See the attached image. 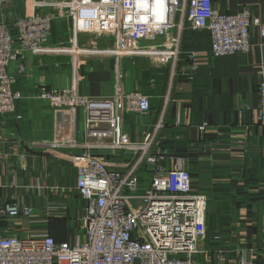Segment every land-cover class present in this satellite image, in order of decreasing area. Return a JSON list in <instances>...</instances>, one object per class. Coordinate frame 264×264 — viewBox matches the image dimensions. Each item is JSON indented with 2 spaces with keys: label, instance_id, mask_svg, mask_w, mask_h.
<instances>
[{
  "label": "crops",
  "instance_id": "obj_1",
  "mask_svg": "<svg viewBox=\"0 0 264 264\" xmlns=\"http://www.w3.org/2000/svg\"><path fill=\"white\" fill-rule=\"evenodd\" d=\"M31 1L13 0L0 11V19L24 14ZM211 4L221 13L248 9L264 23V0H211ZM38 11L53 17L49 41L65 42L70 23L64 8L42 6ZM175 34L172 29L156 42ZM91 39L81 35L79 42L89 45ZM249 41L248 52L211 56L207 64L192 70L185 53L188 49L210 51V37L205 31L185 29L182 55L173 65L146 57L119 62L123 91H139L149 101L146 114H124L125 133L131 140L154 133L152 149L164 148L173 157L165 161V168L183 170L189 193L206 199L209 233L201 240L195 264H238L244 252L251 264H264V127L254 119L259 105L257 85L264 79V36L259 26L249 28ZM94 43L104 46L106 42L96 39ZM14 48L20 49L17 41ZM8 73L14 78L13 90L21 96L13 112L0 115V235L47 234L73 244L83 238L84 226V202L75 189L76 171L70 160V153L79 148L65 145L53 150L49 143L69 138L83 142L84 112L53 108L39 94L74 85L81 95L108 96L115 60L90 57L73 65L67 56L18 52ZM202 123L208 125L204 132L198 128ZM94 152L104 156L109 168L122 173L136 160L130 153ZM145 166L136 169L140 192L150 183L151 173ZM10 202L30 207L29 215H5L3 207Z\"/></svg>",
  "mask_w": 264,
  "mask_h": 264
},
{
  "label": "built area",
  "instance_id": "obj_2",
  "mask_svg": "<svg viewBox=\"0 0 264 264\" xmlns=\"http://www.w3.org/2000/svg\"><path fill=\"white\" fill-rule=\"evenodd\" d=\"M12 2L0 0V11ZM42 6L64 8L70 23L65 42L50 43L53 17L40 13ZM185 23L187 29L206 31L210 37V51L191 49L185 53L192 70L207 64L211 56L248 52L253 25L259 26L264 36V23L248 9L221 13L212 7L211 0H32L24 14L12 20L0 19V115L13 112L21 96L13 90L14 78L8 73V65L18 52L67 56L73 65L90 57L115 60L108 96L81 95L74 85L39 94L53 108H80L84 112L83 142L69 138L49 143L53 150L65 145L79 148L70 153V160L76 171L75 189L84 202L83 238L70 244L47 234L0 235V264H195L205 236L206 199L189 193L183 170L165 168V161L173 157L164 148L152 149L154 133H146L140 140H131L125 133L124 114H146L149 101L139 91H123L119 68L122 58L135 57L173 65L182 54ZM172 29L175 35L156 42ZM81 35H89L91 43L82 45ZM96 39H103L105 45L98 46ZM15 41L19 50L14 48ZM257 89L259 105L254 119L256 125L264 127V79ZM207 126L202 123L198 128L204 132ZM95 150L130 153L136 160L122 173L109 168L104 156ZM143 164L151 176L149 186L140 192L136 169ZM3 212L10 217L29 215L30 207L10 202ZM238 264H251L245 252Z\"/></svg>",
  "mask_w": 264,
  "mask_h": 264
},
{
  "label": "trees",
  "instance_id": "obj_3",
  "mask_svg": "<svg viewBox=\"0 0 264 264\" xmlns=\"http://www.w3.org/2000/svg\"><path fill=\"white\" fill-rule=\"evenodd\" d=\"M187 29V28H186ZM189 31H193V30H190V29H188ZM194 32H196V31H194ZM206 32V31H205ZM50 43H55V42H50ZM183 43V42H182ZM189 50H191V49H188L187 51H189ZM182 55V54H181ZM185 57V56H184ZM144 168H147V165L144 167ZM205 225H206V220H205ZM205 232H206V238H207V234L209 233V228H208V225H206V230H205ZM209 239V238H208ZM206 242H208L207 240H206Z\"/></svg>",
  "mask_w": 264,
  "mask_h": 264
},
{
  "label": "rangeland",
  "instance_id": "obj_4",
  "mask_svg": "<svg viewBox=\"0 0 264 264\" xmlns=\"http://www.w3.org/2000/svg\"><path fill=\"white\" fill-rule=\"evenodd\" d=\"M201 243V242H200ZM200 245V244H199Z\"/></svg>",
  "mask_w": 264,
  "mask_h": 264
},
{
  "label": "water",
  "instance_id": "obj_5",
  "mask_svg": "<svg viewBox=\"0 0 264 264\" xmlns=\"http://www.w3.org/2000/svg\"><path fill=\"white\" fill-rule=\"evenodd\" d=\"M56 141H58V140H56Z\"/></svg>",
  "mask_w": 264,
  "mask_h": 264
}]
</instances>
